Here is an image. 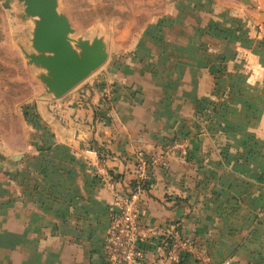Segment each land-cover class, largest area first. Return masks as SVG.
Segmentation results:
<instances>
[{"label": "crops", "instance_id": "0c3cea01", "mask_svg": "<svg viewBox=\"0 0 264 264\" xmlns=\"http://www.w3.org/2000/svg\"><path fill=\"white\" fill-rule=\"evenodd\" d=\"M200 1L211 14H182L176 3L170 21L156 20L155 49L130 51L109 69V126L85 118L75 142L59 141L76 152L59 157L58 181L9 205L0 264H111L103 242L126 194L158 232L139 242L143 264H264V0ZM177 140L188 159L170 153ZM8 144L13 154L34 152L27 136ZM95 146L115 157L99 164ZM141 175L148 191H132ZM168 231L194 245L179 261L161 240Z\"/></svg>", "mask_w": 264, "mask_h": 264}, {"label": "rangeland", "instance_id": "374dc122", "mask_svg": "<svg viewBox=\"0 0 264 264\" xmlns=\"http://www.w3.org/2000/svg\"><path fill=\"white\" fill-rule=\"evenodd\" d=\"M61 3L62 10L79 33L92 37L101 31L107 35L109 56L102 67L63 98L46 101L31 76L32 70L25 67L15 46L16 41L27 44L29 37L30 25L20 14L23 8L16 1L0 0V242L3 244L10 241L7 230L3 229L4 226L9 228V205H24L25 196L30 198L29 193L49 187L50 183L60 179L59 172L66 171L63 165L56 163L65 152L76 151L59 141L65 138L71 139L68 144L75 142L79 136L75 131L78 126L84 128L85 118L95 120V126L99 123L109 126V114L115 101L110 93L109 69L121 68L131 55L130 51L155 49L156 20L163 17L170 21L176 3L182 4V14L190 10L204 17L212 12L204 9L200 0H61ZM140 59L143 62L149 58L141 54ZM73 96L74 101L62 104L64 99ZM39 104L42 108H38ZM204 116L209 114L202 111L200 117ZM14 136L17 139L27 136L34 152L13 154L8 142ZM86 139L82 143L88 146ZM173 142V145L181 144L185 153L183 147L177 152L173 145L170 153L188 159L189 152L184 143ZM95 153L99 164L115 157L104 146H95ZM140 153L144 151L131 156ZM131 156L122 155L118 159L125 162ZM72 161L71 155L65 156V162L70 164ZM33 202L29 200V203ZM253 234L254 227L251 226L247 241ZM0 255L8 256V252H0Z\"/></svg>", "mask_w": 264, "mask_h": 264}, {"label": "water", "instance_id": "95a60500", "mask_svg": "<svg viewBox=\"0 0 264 264\" xmlns=\"http://www.w3.org/2000/svg\"><path fill=\"white\" fill-rule=\"evenodd\" d=\"M1 1H16L23 8L20 14L30 25L29 37L27 44L16 41L15 46L25 67L32 70L43 100L63 98L107 61V35L79 33L62 10L61 0Z\"/></svg>", "mask_w": 264, "mask_h": 264}, {"label": "built area", "instance_id": "2783aa9c", "mask_svg": "<svg viewBox=\"0 0 264 264\" xmlns=\"http://www.w3.org/2000/svg\"><path fill=\"white\" fill-rule=\"evenodd\" d=\"M257 37L264 46V24L257 30ZM175 150L180 152L181 144H174ZM183 153L185 149L183 147ZM138 161L141 168L145 165V158L139 156ZM155 162V160H154ZM141 182L144 176L141 175ZM136 190L140 192L142 188L140 181L137 182ZM138 194V193H137ZM136 194V195H137ZM132 196V197H131ZM117 196V209L113 212L109 221L108 229L103 242V253L108 262L111 264H143L140 253L139 242L147 236H158L156 230L146 227L144 216L134 202L135 195ZM167 236L170 238L169 255L176 261L181 260L191 252V244L183 240L179 233L168 231ZM226 264V263H224Z\"/></svg>", "mask_w": 264, "mask_h": 264}, {"label": "trees", "instance_id": "16d2710c", "mask_svg": "<svg viewBox=\"0 0 264 264\" xmlns=\"http://www.w3.org/2000/svg\"><path fill=\"white\" fill-rule=\"evenodd\" d=\"M200 115H201V113H199L198 114V116L200 117ZM149 160V162H150V158L148 159ZM141 183V186H142V188L144 189V190H146V191H148V187H149V183L148 182H140ZM137 182L136 181H134V182H132L131 183V188H132V191H135L136 190V188H137ZM129 196H130V194H129ZM161 240L163 241V242H166V244H167V247H168V249H169V247H170V245H171V241H170V238L167 236V235H165V236H161ZM183 240L184 241H186V242H188L189 244H191V246H194V245H192L193 243L189 240H186L185 238H183Z\"/></svg>", "mask_w": 264, "mask_h": 264}]
</instances>
